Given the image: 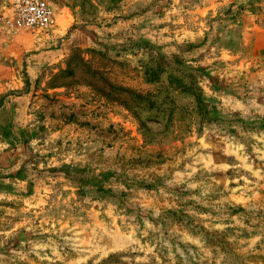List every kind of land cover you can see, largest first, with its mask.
<instances>
[{
  "label": "rangeland",
  "instance_id": "obj_1",
  "mask_svg": "<svg viewBox=\"0 0 264 264\" xmlns=\"http://www.w3.org/2000/svg\"><path fill=\"white\" fill-rule=\"evenodd\" d=\"M49 1L0 33V264H264V0Z\"/></svg>",
  "mask_w": 264,
  "mask_h": 264
},
{
  "label": "built area",
  "instance_id": "obj_2",
  "mask_svg": "<svg viewBox=\"0 0 264 264\" xmlns=\"http://www.w3.org/2000/svg\"><path fill=\"white\" fill-rule=\"evenodd\" d=\"M55 20V8L49 0H9L0 7V33L15 36L20 31L38 32Z\"/></svg>",
  "mask_w": 264,
  "mask_h": 264
},
{
  "label": "crops",
  "instance_id": "obj_3",
  "mask_svg": "<svg viewBox=\"0 0 264 264\" xmlns=\"http://www.w3.org/2000/svg\"><path fill=\"white\" fill-rule=\"evenodd\" d=\"M259 108L264 109V106L261 104V106L256 107V110L255 109L250 110V108L247 109L244 112L245 119H253V118H255L257 120H261L264 117V112L263 113H259L258 112Z\"/></svg>",
  "mask_w": 264,
  "mask_h": 264
},
{
  "label": "trees",
  "instance_id": "obj_4",
  "mask_svg": "<svg viewBox=\"0 0 264 264\" xmlns=\"http://www.w3.org/2000/svg\"><path fill=\"white\" fill-rule=\"evenodd\" d=\"M192 93H194V100H195L196 106L198 107V105H200V103H201V101L198 98L199 93H197L195 91H192Z\"/></svg>",
  "mask_w": 264,
  "mask_h": 264
}]
</instances>
